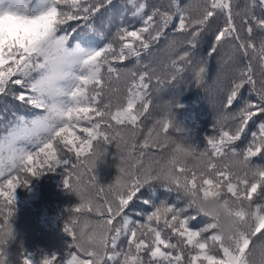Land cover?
<instances>
[{
  "label": "snow or ice",
  "instance_id": "snow-or-ice-1",
  "mask_svg": "<svg viewBox=\"0 0 264 264\" xmlns=\"http://www.w3.org/2000/svg\"><path fill=\"white\" fill-rule=\"evenodd\" d=\"M122 3L131 7L141 26H120L112 38L116 43H102L105 33L89 22L113 0H38L33 8L26 6L31 0H8L7 7L0 0V97L12 96L31 113L30 117L13 113L15 119L0 125L6 130L0 134V196L6 198L0 206L4 216L0 248L12 239L9 221L16 189L28 187L33 177L63 168L64 188L79 200L64 227L72 244L62 262L53 256L42 264H264V204L258 202L264 201V165L255 162L264 159V81L257 88L253 68L258 61L264 69V38L258 44L254 38L256 31H264V16L254 12L264 11V0H246L235 12L233 0H169L163 10L152 6L147 12L148 0ZM221 19L223 24L217 26ZM170 27L174 28L170 48L176 36L184 37V51L171 60L176 72L184 70L180 62L192 65L199 45L211 37L208 51L195 62L193 79L198 86L208 75L210 58L225 42L247 60L235 69L224 107L233 106L245 85L251 86L255 102L246 99L236 112L227 114L235 122L233 128L221 126L202 151L168 135L170 113L157 120L158 130L154 125L137 143L139 121L151 103L153 77L121 65L132 58L139 64L141 54L167 37ZM81 28L99 39L83 36ZM100 44L104 46L99 50H88ZM122 74L131 79L123 97L114 96L118 90L111 87L112 81L123 80ZM81 122L82 137L73 131ZM250 122L258 130L251 131L245 147L237 150V142L249 135ZM110 142L121 153L118 175L106 192L103 187L93 192L96 163L90 157L98 146ZM169 144L172 150L166 158L143 163L147 149L162 151ZM172 152H184L189 159L174 166ZM227 157L240 163L239 175L217 163ZM197 158H207L208 166L201 169ZM154 185L169 195L175 193V200L160 199ZM144 189L149 191L147 198ZM196 192L204 197L223 194L225 204L239 201L232 214L251 224L226 241L217 225L196 210L192 196ZM137 199L145 206L136 212L142 219L129 215ZM201 217L206 220L203 226L193 227ZM85 235L88 247L81 242ZM121 239H126V247L120 246Z\"/></svg>",
  "mask_w": 264,
  "mask_h": 264
},
{
  "label": "trees",
  "instance_id": "trees-1",
  "mask_svg": "<svg viewBox=\"0 0 264 264\" xmlns=\"http://www.w3.org/2000/svg\"><path fill=\"white\" fill-rule=\"evenodd\" d=\"M181 2L188 3L189 0H181ZM37 3L38 0H31V4L26 6L33 8ZM148 3L150 7L146 9V12L150 11L152 6H158L163 10L169 4V0H148ZM245 3L246 0H233L234 12L242 9ZM5 6H10L8 0H5ZM254 12L259 16H264V11L259 8L254 9ZM89 23L93 24L97 31L105 33L106 38L102 43L109 41L116 43L112 38L120 26L132 28L141 26L139 18L132 15L131 7L122 3V0H113L112 5L101 8L100 13H97ZM236 23L239 27V18ZM222 24L223 19L217 22V26ZM80 33L85 37L99 39L94 33L88 32L86 28H81ZM166 33L167 37L153 44L148 53L141 54L139 64L135 58H132L121 65L135 70L137 73L147 72L153 77L148 96L151 103L149 111L139 121L137 143L143 142L154 125L158 130L160 125L157 124V120H161L170 113L172 128L168 135L185 146L202 151L207 147V138L218 135L221 126L225 129L233 128L235 122L227 118V114L236 112L246 99L255 102V94L250 95L251 86L245 85L241 90V96L234 101L233 106L231 108L224 107L227 91L235 76V69L246 64L247 60L233 52L231 42H225L210 58L207 66L208 75L204 82L198 86L193 79L195 62L208 51L211 37H206L197 48L192 57L194 63L188 65L180 62V67L184 70L176 72L171 67V60L184 51L182 45L184 37L176 36L175 45L170 48L169 39L174 33V28L170 27ZM254 38L258 44L259 39L264 38V31H256ZM103 46V44L93 45L88 50H99ZM175 49H179V51L177 52ZM253 68L256 86L259 88L261 82L264 81V69H261L258 61L253 63ZM122 75L125 77L123 80L112 81L111 87L118 90L113 93L114 96L123 97L127 81L131 79L129 75ZM173 76L175 79H172ZM157 78H159V83ZM13 113L16 116L30 117L31 115L27 107L14 100L12 96L0 97V125L15 119ZM81 126H83V122L73 131L82 137L85 134L79 131ZM255 130H258L257 124L250 122L249 128L246 129L249 135L242 137L241 141L237 142L235 145L237 150L245 147L251 131ZM4 131L6 130L0 127V134H3ZM101 149L105 155L97 162L94 170L97 188L92 189L93 192H97L100 187H103L106 192L107 186L115 182L121 164V153L118 152L115 142L102 144ZM171 150V144L162 151L149 148L143 157V163L147 165L161 156L166 158ZM140 151L141 149H136L137 154ZM68 155L75 158L74 153ZM220 162L217 161L218 164ZM255 162L264 165V159L256 158ZM35 163L36 161H33V164ZM64 171L63 168H57L54 172H48L38 178H31L28 187L16 189L14 212L9 221L12 228V239L3 248H0L4 264H23L25 259L30 260L31 264H42L45 258L56 256L61 262L66 258L72 238L64 231V227L71 216L72 209L79 205V200L74 193H70L64 188ZM92 174L89 173V176ZM154 187L160 199L167 198L169 202L175 200V193L169 195L164 193L159 185H154ZM148 196V189H144L143 197L147 198ZM5 200V197L0 196V206L4 205ZM258 202L264 204V201ZM180 206L183 204L181 203ZM144 207L140 203V199L135 200L130 206L129 215L134 219H142L136 216V212ZM7 210L8 208L5 207V215ZM92 218L96 219L94 216ZM3 219L4 216H0V222ZM205 222V218L201 217L193 224V227L198 229ZM207 235L205 233V236ZM119 244L126 247V239H121Z\"/></svg>",
  "mask_w": 264,
  "mask_h": 264
},
{
  "label": "clouds",
  "instance_id": "clouds-1",
  "mask_svg": "<svg viewBox=\"0 0 264 264\" xmlns=\"http://www.w3.org/2000/svg\"><path fill=\"white\" fill-rule=\"evenodd\" d=\"M104 155V151L98 146L94 150L93 156L90 157V159L95 160L97 166V162L100 161ZM171 156L172 164L174 166H183L189 159L184 152H172ZM195 163L198 164L201 169H204L208 166L209 161L207 158H197ZM219 166L227 167V169L234 175H239L241 170L240 163L233 157L225 158L219 163ZM192 196L196 203V210L217 225L218 232L226 241L229 240V238L237 231L246 230L251 224L250 220L247 223H242L232 214L239 208V201L229 200L228 203L225 204L223 194H218L212 197H204L199 192H196L193 193ZM81 242L83 246H89L87 235H85Z\"/></svg>",
  "mask_w": 264,
  "mask_h": 264
}]
</instances>
